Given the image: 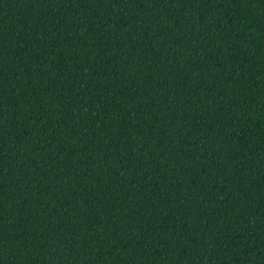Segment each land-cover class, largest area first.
<instances>
[{
  "label": "trees",
  "instance_id": "16d2710c",
  "mask_svg": "<svg viewBox=\"0 0 264 264\" xmlns=\"http://www.w3.org/2000/svg\"><path fill=\"white\" fill-rule=\"evenodd\" d=\"M0 264H264V0H0Z\"/></svg>",
  "mask_w": 264,
  "mask_h": 264
}]
</instances>
